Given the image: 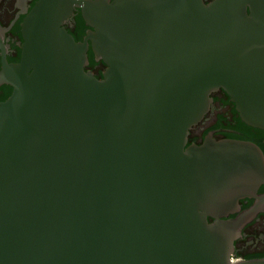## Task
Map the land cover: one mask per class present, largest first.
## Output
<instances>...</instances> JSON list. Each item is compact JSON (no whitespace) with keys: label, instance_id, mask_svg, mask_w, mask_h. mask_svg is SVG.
I'll return each mask as SVG.
<instances>
[{"label":"water","instance_id":"1","mask_svg":"<svg viewBox=\"0 0 264 264\" xmlns=\"http://www.w3.org/2000/svg\"><path fill=\"white\" fill-rule=\"evenodd\" d=\"M206 2L39 0L18 63L0 27V264H264L234 259L263 150L189 144L219 91L264 131V0Z\"/></svg>","mask_w":264,"mask_h":264},{"label":"flooded vegetation","instance_id":"2","mask_svg":"<svg viewBox=\"0 0 264 264\" xmlns=\"http://www.w3.org/2000/svg\"><path fill=\"white\" fill-rule=\"evenodd\" d=\"M38 1L39 0H23L22 2L21 0H1L0 2V27L6 30L5 45L8 48L7 60L9 63H15V60L21 58L20 45L23 42L22 23ZM212 1L213 0H207L206 3L209 4ZM74 13V16L65 24L64 27L75 38L76 36H79L78 18L83 19V17L81 9L76 10ZM90 30V27L87 28L82 40L77 42H83L87 32ZM89 53H93L91 46L88 56ZM94 61V66H91L89 61V66L86 68V71L92 72L98 79H100L98 76H101L102 79L106 70V66L102 61H97L95 55ZM1 66L2 58L0 53V68ZM1 88L0 97L4 95V92L1 91ZM212 98V108L203 122L192 130L189 144L202 145L205 138L210 133H213V137L216 140L229 139L227 136L228 134L232 133V130L228 128L230 123H233L236 118H240L238 113L237 115L234 113L236 110L235 105L230 101L229 97L223 91L213 94ZM263 194L264 185L258 192L259 196ZM255 203V199H245L241 201L240 205L242 212L251 208ZM236 216L237 215L230 216V219H233ZM210 222L213 221L210 220ZM263 255L264 213H261L254 221L246 225L243 229L241 238H239L235 243L234 259L250 260V258Z\"/></svg>","mask_w":264,"mask_h":264},{"label":"trees","instance_id":"3","mask_svg":"<svg viewBox=\"0 0 264 264\" xmlns=\"http://www.w3.org/2000/svg\"><path fill=\"white\" fill-rule=\"evenodd\" d=\"M78 32L79 36L75 37L76 41H81L85 30L89 28L86 24L85 21L82 18H78ZM21 50V49H20ZM20 61V58L15 60V63H18ZM89 61L91 66L95 65L94 61V55L93 53H89ZM101 79V76H98ZM1 91L4 92V95L0 97V102L6 101L13 92L12 87L5 85L1 88ZM234 113L237 115V111L235 110ZM234 123V124H233ZM233 123H230L229 127L232 130L231 134H228L229 139H235V140H241V141H249L257 144L263 151H264V131L252 128L248 125H246L240 118H236ZM256 258H264L263 256H258L255 258H250L251 259H256Z\"/></svg>","mask_w":264,"mask_h":264}]
</instances>
